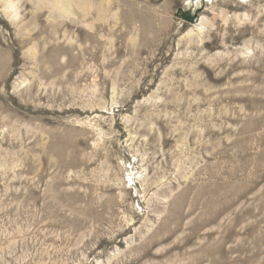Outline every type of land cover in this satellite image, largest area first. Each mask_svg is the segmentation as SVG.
I'll return each mask as SVG.
<instances>
[{
    "label": "rangeland",
    "instance_id": "rangeland-1",
    "mask_svg": "<svg viewBox=\"0 0 264 264\" xmlns=\"http://www.w3.org/2000/svg\"><path fill=\"white\" fill-rule=\"evenodd\" d=\"M0 264H264V0H0Z\"/></svg>",
    "mask_w": 264,
    "mask_h": 264
},
{
    "label": "bare ground",
    "instance_id": "bare-ground-1",
    "mask_svg": "<svg viewBox=\"0 0 264 264\" xmlns=\"http://www.w3.org/2000/svg\"><path fill=\"white\" fill-rule=\"evenodd\" d=\"M15 8V7H14ZM13 4L12 3H8V6L5 7V10H8V13H9V16L11 15L10 13L13 11ZM59 9L64 11V12H67L69 9V7H66L65 5H63L62 3L59 4ZM58 9V10H59ZM16 10V9H15ZM16 16V15H15ZM11 17V16H10ZM8 20V19H7ZM11 21V20H10ZM13 22V20H12ZM14 23V22H13ZM10 26V25H9Z\"/></svg>",
    "mask_w": 264,
    "mask_h": 264
}]
</instances>
